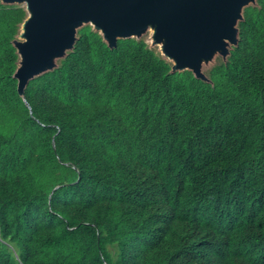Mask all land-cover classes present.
<instances>
[{"label": "trees", "instance_id": "16d2710c", "mask_svg": "<svg viewBox=\"0 0 264 264\" xmlns=\"http://www.w3.org/2000/svg\"><path fill=\"white\" fill-rule=\"evenodd\" d=\"M27 16L0 0V264H264V0L205 78L83 24L31 109Z\"/></svg>", "mask_w": 264, "mask_h": 264}, {"label": "water", "instance_id": "95a60500", "mask_svg": "<svg viewBox=\"0 0 264 264\" xmlns=\"http://www.w3.org/2000/svg\"><path fill=\"white\" fill-rule=\"evenodd\" d=\"M244 1L29 0L39 11L27 22L28 42L19 43L23 65L16 73L18 90L31 109L24 90L27 81L46 70L53 57L70 48L77 28L86 22L102 33L110 45H115L118 39L139 38L152 25L160 38L171 41V56L177 62L175 69H189L205 78L196 55L224 48L226 41L235 43L237 29L233 19ZM53 144L55 147V141Z\"/></svg>", "mask_w": 264, "mask_h": 264}, {"label": "rangeland", "instance_id": "374dc122", "mask_svg": "<svg viewBox=\"0 0 264 264\" xmlns=\"http://www.w3.org/2000/svg\"><path fill=\"white\" fill-rule=\"evenodd\" d=\"M10 2L13 3H22L26 6L27 11H30V16L28 13L27 18L25 19V21L22 23L21 27H20V31L19 34L16 38V46L20 47L19 43H26L28 42V38L26 37V31H27V22L29 20H32L35 18L36 13L39 11V7L37 5L32 6L29 3V0H8ZM255 0H245L242 7L240 8V11L238 12V15H236L233 19V25L234 28L237 26L238 20H239V14L241 12V9L249 4L254 3ZM32 7V8H31ZM35 13V14H34ZM89 23V22H86ZM83 23V24H86ZM82 24V25H83ZM153 28V29H152ZM155 27L152 25H148L145 29V31L142 33V35L139 38H143L145 39L149 45L153 48L156 49V51H158L161 55H163L166 59H168L169 61H171L173 63V67L176 68L177 62L175 59H173L172 55V51L170 50V40L166 39L165 37L160 38L159 35H157V32H155ZM227 44L224 48H221L219 50L214 49V50H209V51H205V52H199L198 55H196V59L198 61L199 64V69L200 71L206 75V72L208 71V69L215 63L217 62L219 59L222 60L224 59L227 54H228V50L231 47L233 42L230 41H226ZM19 52V49H18ZM171 53V54H170ZM20 55V60H19V68L21 69L22 67V61H23V56L22 54L19 52L18 53ZM64 55V50L61 51L58 56L53 57L50 62L46 65V69L50 68L52 63L55 62V60L57 58H60Z\"/></svg>", "mask_w": 264, "mask_h": 264}, {"label": "clouds", "instance_id": "9594fccd", "mask_svg": "<svg viewBox=\"0 0 264 264\" xmlns=\"http://www.w3.org/2000/svg\"><path fill=\"white\" fill-rule=\"evenodd\" d=\"M3 1H6V0H3ZM7 2H9V1H7ZM9 3H13V2H9ZM250 5V4H249ZM28 13H29V11H28ZM93 26V25H92ZM102 34V33H101ZM137 38V37H136ZM15 43H16V41H15ZM17 47V46H16ZM17 51H18V47H17ZM19 53V52H18ZM18 71V70H17ZM26 87V86H25ZM25 90V89H24Z\"/></svg>", "mask_w": 264, "mask_h": 264}, {"label": "bare ground", "instance_id": "6f19581e", "mask_svg": "<svg viewBox=\"0 0 264 264\" xmlns=\"http://www.w3.org/2000/svg\"><path fill=\"white\" fill-rule=\"evenodd\" d=\"M153 29V28H152Z\"/></svg>", "mask_w": 264, "mask_h": 264}]
</instances>
